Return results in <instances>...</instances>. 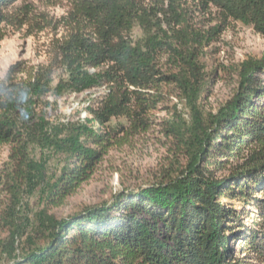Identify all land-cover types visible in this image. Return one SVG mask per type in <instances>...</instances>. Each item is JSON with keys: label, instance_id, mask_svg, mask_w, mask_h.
<instances>
[{"label": "trees", "instance_id": "1", "mask_svg": "<svg viewBox=\"0 0 264 264\" xmlns=\"http://www.w3.org/2000/svg\"><path fill=\"white\" fill-rule=\"evenodd\" d=\"M18 1L0 0V42L24 25L29 34L51 26L64 34L51 38L46 63L18 60L0 79V264L263 260L264 55L243 59L231 97L204 112L210 81L186 14L213 15L209 37L233 22L264 36V0H67L55 22L31 14L30 6L15 8ZM134 26L142 30L138 41L130 37ZM164 54L172 60L169 72L159 66ZM165 86L187 111L165 122L170 164L151 182L106 201L64 217L52 213L91 178L119 136L150 127ZM101 87L84 124L51 127L39 112L47 95ZM55 152L63 165L50 172L46 154ZM227 200L254 207L250 222Z\"/></svg>", "mask_w": 264, "mask_h": 264}, {"label": "rangeland", "instance_id": "2", "mask_svg": "<svg viewBox=\"0 0 264 264\" xmlns=\"http://www.w3.org/2000/svg\"><path fill=\"white\" fill-rule=\"evenodd\" d=\"M30 6L31 14H46L55 22L66 14L67 0H19L16 7ZM187 7V6H185ZM191 10V8H186ZM189 25L195 29L190 35L191 43L198 53L202 72L209 80V91L202 99L204 112H215L234 92L237 86L236 66L246 57H261L264 55V36L241 23L233 22L217 37L208 36L210 29L217 22L213 15L195 10L186 14ZM31 27L24 25L19 30L8 29L6 36L0 42V79L3 78L9 66L18 60H25L29 65L46 63L48 60L47 46L52 37H60L64 29L54 26L43 31L29 34ZM142 30L134 26L130 37L138 41ZM172 60L167 55L159 59L162 71H171ZM104 87L91 89L81 93L66 94L61 97L47 95L43 98L39 109L40 114L51 127H71L84 124L87 117V107L103 93ZM161 101L156 105L150 117L153 123L139 134H123L115 145L108 149L89 180L78 190L67 197L62 204L53 207L51 212L57 217L72 214L86 205L106 201L112 195L124 188L134 189L151 182L159 176L161 170L170 164L166 151V137L163 129L166 121L171 118H185L187 111L185 102L178 98L172 86L162 88ZM123 121V120H122ZM7 149L3 148L1 159L5 160ZM50 172H58L63 165V155L48 153ZM37 203L31 198V203ZM34 203V204H35ZM237 212H242V220L249 223L254 207L240 206L236 201L227 200ZM37 207V205H36ZM237 247V240L233 242ZM250 264H264L251 260Z\"/></svg>", "mask_w": 264, "mask_h": 264}]
</instances>
